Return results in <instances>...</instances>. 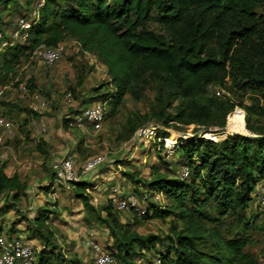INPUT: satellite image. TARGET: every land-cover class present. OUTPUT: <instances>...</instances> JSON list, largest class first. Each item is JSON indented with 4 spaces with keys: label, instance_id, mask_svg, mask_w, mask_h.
Masks as SVG:
<instances>
[{
    "label": "trees",
    "instance_id": "1",
    "mask_svg": "<svg viewBox=\"0 0 264 264\" xmlns=\"http://www.w3.org/2000/svg\"><path fill=\"white\" fill-rule=\"evenodd\" d=\"M18 1L0 0V31H4L3 11ZM54 1L44 0L39 9L31 44L9 47L3 56L12 52L18 57L25 50L33 51L41 42L57 46L71 35L83 51L94 53L107 67L114 85L111 91L88 97L89 104L101 101L116 111L124 95H138L142 87L155 82L156 103L143 122L155 120L164 127L183 122L223 128L228 113L240 106L246 112V128L255 134L233 133L217 140L182 139L174 150L181 166L180 177L178 167L172 169L175 174L170 177L155 166L148 180L125 172L136 186L155 190L169 199L168 205L150 202L142 215L134 212L145 219L171 217L169 234L164 236L138 233L132 229L138 221L123 222L110 195L97 208L88 191L93 184L87 178L74 182L75 194L86 210L109 229L113 242L101 244L104 249L119 264H139L143 258L152 260L154 256H159L162 264H258L245 251L249 244L245 211L256 201V185L264 179V123H254L252 119L253 114L264 116V105L253 102L264 98V16L258 11L264 0H62L69 8L60 14L52 6ZM152 19L162 30L150 27ZM13 68L12 59L3 60L0 85L13 80ZM229 79L232 86L258 98L250 97L248 105L242 99L235 102L221 97L216 87L226 88ZM28 85L35 89L33 78ZM175 101L177 110L168 112L166 105ZM3 105L8 102L3 101ZM12 111L10 108L6 113L0 108V114L5 116ZM30 111L33 116L38 114ZM143 122L132 123L130 133ZM160 146L162 150V142ZM184 166L189 169L185 178ZM23 194L24 184L18 175H8L6 164L0 161V196L11 199L6 207H16ZM53 213L57 210L42 206L30 220L33 228L27 239L38 235L44 242L37 264H47L49 258L60 264H82L77 257L56 253L55 233L49 222ZM226 216L237 221L236 233L229 238L222 233ZM16 232V222L5 234L0 223V236L13 238ZM91 257L95 264L92 251Z\"/></svg>",
    "mask_w": 264,
    "mask_h": 264
},
{
    "label": "rangeland",
    "instance_id": "2",
    "mask_svg": "<svg viewBox=\"0 0 264 264\" xmlns=\"http://www.w3.org/2000/svg\"><path fill=\"white\" fill-rule=\"evenodd\" d=\"M44 0H19L13 2L3 11L4 31H10L16 20L21 16H30L32 11ZM55 12L58 14L67 10L69 6L62 0L52 2ZM259 15L264 16V5L260 6ZM151 28L162 30L158 22L150 20ZM64 45L62 58L52 67L45 65L39 58L32 57L30 49L25 50L18 57L9 52L6 56L0 53V64L4 59H12L14 64L13 80L29 82L34 79V90L39 91L49 101V109L33 116L30 111V97L19 91L8 93L4 101L8 105H2L6 113L13 111L6 117L14 123L16 128L13 136L3 135L0 142V161L6 164L8 175L17 174L24 184V194L16 203V207L7 208L6 203L11 199L5 195L0 196V223L4 226V234L7 233L13 222H16L17 232L12 236L27 237L30 222L39 211L40 207L56 209L57 213L50 214V225L55 233L54 244L56 253L61 251L68 258L77 257L82 264H93L90 247L86 244L90 238L98 239L103 245H111L109 229L98 223L84 207L82 199L75 194L73 183H56L53 177L52 164L61 158L74 156L78 165H83L86 160L95 155H105V161L93 170L86 180L93 184L89 188L91 203L99 208L104 205L113 188L120 192H133L138 188L140 194L144 187L136 186L126 174L130 171L138 178L148 180L154 174V167L158 166L168 176H174L172 169L178 167V177L181 176V166L177 164L178 156L173 151L177 143L189 138L221 139L227 134L241 133L255 135L250 132L244 122L245 110L240 106L230 111L227 115V123L220 126H200L195 123L173 122L169 127H164L160 122L150 120L143 122V118L150 115L156 103L157 87L155 82L142 87L139 94L129 92L124 95L122 102L116 111H111L110 104H106V117L101 130L96 131L90 126L65 125V120L73 117L76 111L82 107L91 105L86 100L88 97L99 93H106L114 89L107 67L96 57L94 53L83 51L79 42L71 35L60 43ZM12 79L10 81H13ZM228 80L227 87H216L221 91V97H228L232 101H244L250 105L252 92H245L233 85ZM71 92L72 96H68ZM256 98H258L256 96ZM86 100V101H85ZM254 105L263 107L264 98ZM178 101L173 105H166L168 112L177 110ZM111 111V112H110ZM244 111V112H243ZM110 112V114H109ZM254 123L263 124L264 116L253 114ZM36 120L46 125L47 131L42 133L38 128H31ZM25 121H27L25 123ZM143 122L139 125L155 123L160 126L164 146L154 137L146 140H134V133H130L132 123ZM167 146L171 148L167 152ZM52 181H54L52 183ZM52 183V187H47ZM169 199L163 194L162 205H168ZM134 212H119L123 222H134L132 229L138 233L169 234L172 218L155 217L145 219L134 215ZM248 228L246 235L249 244L246 252L257 260L258 264H264V210H261L256 201L246 209ZM222 233L225 237H233L236 233V219L232 216L224 218ZM29 239V238H28ZM38 251L44 248V242L36 235L29 239ZM49 246H46L48 248ZM47 264H60L56 259L49 258Z\"/></svg>",
    "mask_w": 264,
    "mask_h": 264
},
{
    "label": "built area",
    "instance_id": "3",
    "mask_svg": "<svg viewBox=\"0 0 264 264\" xmlns=\"http://www.w3.org/2000/svg\"><path fill=\"white\" fill-rule=\"evenodd\" d=\"M43 1L40 2L29 17L21 16L18 18L10 31H0V53L6 51L9 47L15 45H30L32 38V29L39 20V9L43 6ZM64 45L50 46L45 42H41L32 51V57L39 58L45 65L52 67L63 56ZM16 82L18 84L16 85ZM19 91L30 97V109L36 113H42L49 109V101L42 93L37 90H31L27 82H20L14 79L6 84L0 85V108H2L5 96L10 93L14 94ZM221 95V91H216ZM68 96H72L69 92ZM106 119V104L101 101L94 102L91 105L82 107L73 117L68 119L70 126H90L96 131L102 129ZM31 128H38L40 132L45 133L47 127L45 124L34 120ZM160 126L155 123L142 125L135 130L134 140L148 139L154 137L161 143L162 135ZM16 128L14 123L5 115L0 114V142L3 140V135L13 136ZM217 140V139H215ZM171 148L167 146V152L170 153ZM174 151V150H173ZM105 161V155H95L84 162L83 165H78L74 156H68L56 160L52 164V172L56 183H74L76 181L86 179L89 174ZM189 175V169L184 166L182 177ZM163 194L155 190L143 189L140 194L136 192H127L123 196L118 188H113L110 193V198L115 205V208L120 211L136 212L138 215L146 213L147 205L150 202L161 203ZM255 198L258 207L264 210V179L260 180L255 189ZM86 244L90 247L94 257L95 264H119L116 257L109 253L96 240L90 238ZM38 247L27 237L14 236L8 238L6 235L0 236V264H37ZM139 264H162V259L159 256L152 257V260L143 258Z\"/></svg>",
    "mask_w": 264,
    "mask_h": 264
}]
</instances>
